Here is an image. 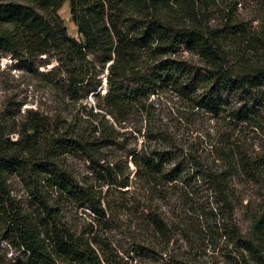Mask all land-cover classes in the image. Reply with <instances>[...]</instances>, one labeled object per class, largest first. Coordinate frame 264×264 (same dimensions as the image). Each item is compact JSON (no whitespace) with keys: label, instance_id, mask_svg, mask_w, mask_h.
<instances>
[{"label":"trees","instance_id":"trees-1","mask_svg":"<svg viewBox=\"0 0 264 264\" xmlns=\"http://www.w3.org/2000/svg\"><path fill=\"white\" fill-rule=\"evenodd\" d=\"M66 1L79 39L58 14ZM238 2L0 0V57L11 53L36 66L54 58L57 66L38 75L62 103L94 92L107 71L102 118L89 127L31 110L18 124L9 115L11 127L18 126L11 140L8 121L0 122V234L23 250L20 264H207L200 254L212 239L229 247V264H264V151L252 148L249 137L264 139V20L252 25ZM159 91L176 98L177 122L203 127L202 138L173 140L150 128L160 143L129 150L125 162L110 161L123 133L105 115L119 122ZM206 116L216 123L206 128L200 121ZM71 154L88 162L91 177L79 178L66 164ZM12 177L22 180L32 205L16 201ZM131 185L142 202L124 197ZM243 191L246 233L233 218ZM169 192L178 193L170 223L155 201L170 199ZM60 201L91 218L73 228ZM132 217L143 236L127 259L109 254L105 230ZM171 233L194 247L169 251Z\"/></svg>","mask_w":264,"mask_h":264},{"label":"rangeland","instance_id":"rangeland-1","mask_svg":"<svg viewBox=\"0 0 264 264\" xmlns=\"http://www.w3.org/2000/svg\"><path fill=\"white\" fill-rule=\"evenodd\" d=\"M238 1V13L249 21L253 19L250 21L252 25H257L258 21L264 20V3L258 0ZM58 14L68 34L79 39L80 35L77 32V27L71 19L68 1L63 3L58 10ZM214 20V16L211 15L209 24H213ZM188 59H191V56ZM55 66H57V61L54 58H49V64L47 65L36 66V64L28 63L25 60L16 59L11 53H4L0 57V122L4 119L8 121L9 127L6 132L9 133L11 140L17 139L18 126L11 127L13 119L9 115H14L13 117L18 124L25 118L27 112L32 110L44 115L47 120L56 119L58 115L59 119H65L68 122L76 121L77 119V122L83 127H89L102 118L100 107L105 104L103 98L107 88L105 82L106 68H103L102 73L99 74L98 78L101 80V84L94 92H83L67 105L68 98L62 103L58 98L56 89L52 88L42 79V76L38 75V73H45ZM176 101V98L170 93L159 91L149 95L143 106L134 107L124 117H120L119 122L115 121L111 116L105 115V118L112 122L118 131L123 133L116 138L117 144L114 147H117V150L111 147V151L114 150V152L109 157L110 161L125 162L126 158L127 160L130 159V157L126 156L129 150H144L148 148V145L160 143V138L157 141L156 137H152L153 134L149 131L150 128L157 133L169 135L173 140L177 138V135L183 136L185 140L189 138V142L191 141L192 143L198 141V138H202L200 134L204 131L201 125L177 122L176 108L178 102ZM90 113L95 114V116L90 115ZM200 121H204L206 128L216 123L214 120H209L207 116ZM211 132L213 133V129H210ZM249 137H252L250 144L252 148L264 151V139L261 135L249 132ZM186 145H188V142L185 143ZM65 162L74 172L79 173V178L87 175L89 177L92 176V168L80 155H67ZM128 166L131 170L130 179H132L134 167L131 163H128ZM11 181V194L16 198V201L26 206L32 205L22 180L12 177ZM106 187L104 186L103 190ZM134 187L135 185H131L129 194H124V197L132 195L142 202L143 198L141 196L144 195L137 194L140 188L134 189ZM237 187L241 189L244 186L237 185ZM246 193H241L242 202L235 206L233 215L242 233H246L250 226L249 215L245 213V205L248 199ZM115 195L116 198L120 196V194L116 193ZM169 195L170 199L168 200H155L158 204L162 203L160 208L166 214L168 222L172 220L171 206L178 193L169 192ZM116 198H113V200L115 201ZM60 206L63 211V219L73 228L79 229L80 225L91 218L87 209L77 208L73 203L60 201ZM139 210H143L142 207H139ZM123 218H128L127 214ZM135 221L136 218L132 217L130 223L128 221L119 222L114 226H110V229L105 230L103 246L109 254L115 253L118 257L124 259L129 257L127 252L130 250L133 240L143 236L141 228H139L140 230L135 228ZM204 243L208 244L205 247V251L200 254L201 259L207 261V264H229V257L231 256L229 247L222 240L212 239L211 242L206 240ZM186 247L190 249L194 247V244L179 237L177 233H171L167 246L169 251H175L176 248H181L180 251H182V248ZM24 258L23 250L3 239L0 234V260L4 263L20 264Z\"/></svg>","mask_w":264,"mask_h":264}]
</instances>
